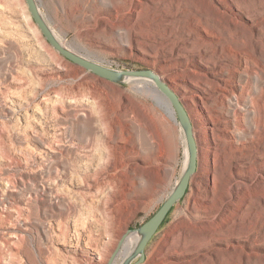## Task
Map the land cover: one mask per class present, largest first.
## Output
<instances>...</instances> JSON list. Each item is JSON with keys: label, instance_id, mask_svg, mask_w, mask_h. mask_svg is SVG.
I'll list each match as a JSON object with an SVG mask.
<instances>
[{"label": "rangeland", "instance_id": "374dc122", "mask_svg": "<svg viewBox=\"0 0 264 264\" xmlns=\"http://www.w3.org/2000/svg\"><path fill=\"white\" fill-rule=\"evenodd\" d=\"M42 3L91 61L172 76L166 83L193 122L197 172L143 264H264V0ZM224 81L241 103L228 101L226 117L250 141L245 177L258 178L228 206L220 171L217 187L207 182L205 132ZM167 103L147 80L113 83L74 64L47 41L26 0H0V264H109L184 173L185 136Z\"/></svg>", "mask_w": 264, "mask_h": 264}, {"label": "water", "instance_id": "95a60500", "mask_svg": "<svg viewBox=\"0 0 264 264\" xmlns=\"http://www.w3.org/2000/svg\"><path fill=\"white\" fill-rule=\"evenodd\" d=\"M30 13L36 22L37 26L51 44V46L63 55L65 58L85 68L88 71L98 75L99 77L109 80L113 83L122 84L128 80H149L155 85L157 91L169 102L178 117V121L184 132L186 146H187V161L184 173L165 200L161 208L152 216L146 223L137 229H130L121 239L118 248L114 252L109 264H114L118 254L120 253L125 241L130 234L136 233L139 237L138 242L130 253V255L123 261L122 264H143L146 261V250L158 234L159 230L165 224L168 216L171 214L176 205L181 202L188 193L192 177L196 174L198 169V144L195 136L194 125L190 115L181 102L179 96L172 90V88L162 79L158 74L152 70H117L103 64L91 61L69 49L64 47L58 40L44 16L41 13L40 5L37 0H26Z\"/></svg>", "mask_w": 264, "mask_h": 264}, {"label": "bare ground", "instance_id": "6f19581e", "mask_svg": "<svg viewBox=\"0 0 264 264\" xmlns=\"http://www.w3.org/2000/svg\"><path fill=\"white\" fill-rule=\"evenodd\" d=\"M37 1L39 2L40 10H41L42 15L44 16V18L47 21L48 25L50 26V28L52 29V31L54 32V34L56 35L58 40L61 42V44L64 47H66L67 49H69V50H71V51H73V52H75V53H77V54L89 59V60H93L90 55L77 50L73 46V44L71 42L67 41L60 34V32H58V29L54 26L52 18L50 17V15H48V13L43 11L42 0H37ZM54 11L57 12V14H58V7H55ZM59 34H60L61 37L59 36ZM180 52H181V49H180ZM221 70H223V69L221 68ZM194 76H193V78L191 77V79L189 78L190 82L194 83V84L195 83L197 84L198 83L197 80H199L200 78L197 79V78H194ZM171 77L169 76L167 79H170V80L172 79L173 80V78H171ZM199 77H202V80L204 79L203 76L199 75ZM160 78L164 82H167V79L164 76L161 75ZM206 78H208V77H206ZM205 79L203 80V82L206 83ZM141 80H144V79H141ZM147 81L149 82V84L151 86H153V88H155V85L153 84L152 81H149V80H147ZM199 81L201 82V80H199ZM203 82H201V83H203ZM226 82L224 81V84H222V85H220V83L216 82L220 86H215L217 84L213 83L214 86L216 87L215 89H213V90H216L215 91L216 94L214 93L215 95H213L212 101H213V103L215 102L218 105V107L216 108L215 115H211V120H212L211 121V126L212 127L210 129V132L209 131H205V132L211 134L210 147H208V150H207L208 155H209V157H208L209 161L208 162L211 164V168L208 170L210 172V174H209L210 176L208 175L207 182H208L210 187H212V186L213 187L214 186L217 187V185H218V178H217L218 176L217 175H218V172L220 171L221 176H222V178H221L222 185L221 186H222V188L225 191V194H224V196L222 198H223V202H225V204L228 206V205H232L233 204L234 199H235L234 193L237 190H240L243 187L255 186L257 184L258 178H257V176H254L251 180L247 181V178L245 177V175H246L245 171L251 169L250 168L251 162H250V158L248 157V151L251 150V148L248 147V143H247V142H250V141L245 139L246 136L244 135L245 133H243L244 132V130L242 128L243 126L242 127L238 126L236 124V122L234 121L235 119L233 121H230L226 117V112L228 110L226 108V103L228 101L232 102L233 106H235L237 109L240 108L239 106L241 104L240 100H239V98L237 96L236 91L234 89L229 90ZM243 87H245V86H243ZM263 88H264V86H263ZM244 89H245L244 91H246V88H244ZM197 96H198L199 99H201V102H202L201 104L207 109L206 102L204 101L203 94H198ZM181 102H182V100H181ZM252 104H254V103H252ZM250 107H252V106H250ZM170 109H171L170 110L171 115H173V117L177 121V117L175 115L176 114L175 111L173 110L172 107ZM251 109H253V108H251ZM247 110H249V109H247ZM234 112H235V118H236L237 115H238L236 113L237 110L235 109ZM252 114H254V113H252ZM256 127H257V125H256ZM258 129L260 130L259 126H258ZM258 129L256 130L257 131V135L255 136V138H257L258 135H259L258 134ZM254 130H255V128H254ZM242 134H243V136H245L244 138H243ZM253 137H254V135H253ZM252 141H254V139H252L251 142ZM255 150H256V148H255ZM198 156H199V148H198ZM117 165H118V167L116 168L115 171H117V170H119L121 168H124V165L122 167V162L118 163ZM263 179L264 178H262L261 180H263ZM241 181H244V182L240 184L239 182H241ZM117 202H119V201H117ZM221 215H222L221 212L215 214L214 215V219L218 220L221 217ZM138 239H139V237H138V235L136 233L130 234L128 236V238L125 241V243H124L120 253L118 254L114 264H119V262L121 261L122 258L126 259L130 255V253L135 248V246H136V244L138 242Z\"/></svg>", "mask_w": 264, "mask_h": 264}]
</instances>
